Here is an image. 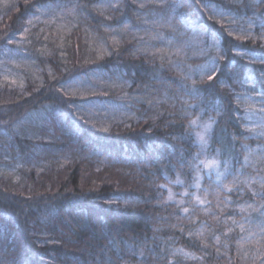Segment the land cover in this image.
I'll return each mask as SVG.
<instances>
[{"label": "trees", "instance_id": "trees-1", "mask_svg": "<svg viewBox=\"0 0 264 264\" xmlns=\"http://www.w3.org/2000/svg\"><path fill=\"white\" fill-rule=\"evenodd\" d=\"M156 3L146 0L141 9L140 0H122L118 11L108 0L1 5L0 59L10 49L19 52L40 68L41 77H25L21 85L0 82V165L20 166L18 178L0 174V264H261L263 256L242 252L241 230L230 222L242 218L236 207L243 203L264 206V198L253 195L264 191V175L245 161L264 138L247 128L241 100L264 92V0H167L166 11ZM77 4L84 7L71 23L68 18L64 26L54 25L48 14L59 13L57 5L67 12ZM41 5L51 10L41 14ZM155 15L172 19L177 39L196 36L201 55L190 63L209 60L213 68L215 59V82L206 79L211 72L203 83L193 77L198 97L181 86L192 83L181 69L167 60L162 67L158 55L136 47V37L110 40L109 28L140 27ZM37 17L50 23L33 28L29 20ZM85 31L97 35L111 55L90 52ZM52 36L61 37L59 47L44 44ZM87 70L122 80L121 90L133 95L125 101L138 116L104 127L86 118L77 108L82 98L61 82ZM39 110L46 127L40 137L26 134L22 121ZM198 117L201 124L217 120L203 151L195 136L199 127L189 126ZM198 153L199 160L216 159L219 166L207 171L201 165L197 181ZM43 160L49 165L38 168ZM225 161L230 174L222 184L232 191L218 187L216 179ZM179 247L197 258L173 255Z\"/></svg>", "mask_w": 264, "mask_h": 264}, {"label": "rangeland", "instance_id": "rangeland-1", "mask_svg": "<svg viewBox=\"0 0 264 264\" xmlns=\"http://www.w3.org/2000/svg\"><path fill=\"white\" fill-rule=\"evenodd\" d=\"M6 1L7 0H0V7ZM145 1L146 0H140L139 5L144 4ZM50 10L51 9L46 10V14ZM58 12L59 13L50 12L48 15L52 17L54 25H58L60 27L65 25V20L68 18H70L71 23V19L76 14H71L69 10L67 12H61V10H58ZM62 13H64V15H61ZM40 21L42 22V28L45 27V24L50 23L47 20L43 21V19L36 18L34 22L31 23L32 27L34 28L36 26V28H40L39 24L41 23H38ZM145 21H147V23ZM153 21H158V23L153 24ZM52 29L53 25L48 28L50 31ZM112 29H115L116 31H109V35L111 37L110 40L116 41L121 38V36L136 37V47L139 50L149 52H154L157 49L162 50L161 54L167 57L164 60L170 62L175 68L181 69L184 75H187L190 70L198 72L200 68H210L211 63L209 60H205L203 63L196 65H193L189 61L190 58H196L201 55L200 52L202 47L199 45V41L196 36L189 33H182L181 39H177L173 35L175 30L167 27L166 22L160 20L157 15H155V17L152 16L149 20H144L140 27H132L129 24H122ZM84 35L90 52L101 54L105 51L106 45L97 40V35L91 32L87 33L86 31ZM99 38L100 36H98V39ZM60 40L61 37L52 36L51 39H48L49 42L45 40L44 44L48 48L59 47L61 42ZM175 49L181 50L179 55H177ZM11 50L12 49L6 52L0 59V82L7 81L16 85H21L25 77H41L39 74L40 68L37 67L35 63L23 60L24 56H22L21 53H13ZM158 57L160 58V55H158ZM61 84L73 95L82 98V100L78 101L79 106L77 108L83 113V115L92 122L98 123L103 127L111 121L125 120L138 116L130 109V104L125 101V96L128 95L131 97L133 95L132 93L130 94L121 90L124 83L120 79L112 80L101 76L96 71L87 70L68 75L67 78L61 82ZM100 91L116 95V97L110 100L107 98H98V93ZM89 94L93 95L89 96ZM245 97H248L249 99H245ZM241 100L244 106V117L246 119L247 128L252 129L256 135L264 138V113L260 111L261 108H264V98L243 94L241 96ZM43 114L44 112L42 110L32 113V117H27L24 121H22L20 126L21 129L26 132V134L31 133L36 137H40V129L46 127V122L41 119ZM32 131L35 133H32ZM56 161L62 162L64 159H54V162ZM247 162L251 163L254 168L260 169V174L264 175V145L259 146L258 149L256 148L247 152ZM49 163V161L47 162L43 160L39 162L37 167L41 168L49 165ZM18 168H20L18 163L12 165H0V174H7L18 178ZM205 169H207V171L209 170V168ZM262 175H259L260 180H262ZM184 193L185 191L183 194ZM248 204L253 205L258 210L241 212L239 206H237L236 213L238 214L241 212L243 216L240 219L232 218L230 225L240 231V227L238 225L240 223H244L245 231H240L241 238L239 242L242 252L251 258H254L257 254L264 257V255H262V253H264V240H261L258 244L257 237L255 236L251 239H246L249 236V230L253 232L257 231L255 225L264 221V216H261L259 211L261 208L260 206L262 205H255L253 203H243L242 205ZM233 221H236L237 223L234 224ZM178 249L182 248L179 247L176 250ZM184 252L190 253L187 250H184ZM262 262H264V258L262 259L261 264Z\"/></svg>", "mask_w": 264, "mask_h": 264}, {"label": "snow or ice", "instance_id": "snow-or-ice-1", "mask_svg": "<svg viewBox=\"0 0 264 264\" xmlns=\"http://www.w3.org/2000/svg\"><path fill=\"white\" fill-rule=\"evenodd\" d=\"M195 3L199 4L200 3V0H194ZM122 3V0H116V3L113 4L111 2V0H108V6L113 10V11H118L120 10V4ZM58 8H60L61 12L64 11V7L66 6H61V5H57ZM84 6H80V5H74L72 8L69 9V12L71 14H75L77 12V9L78 8H83ZM94 7L96 8H99L100 6L97 4V5H94ZM155 7L161 9L162 11H166L169 7L168 3H167V0H157V3L155 4ZM51 8L50 5H41V7L39 9H37L38 12H40L41 14H44V12L46 10H49ZM140 8L143 9L144 8V4H141L140 5ZM38 19V17H37ZM107 19V18H106ZM209 19H211V17H209ZM31 20H29V24H31ZM147 23V21H145ZM185 23H190V21H184ZM158 23V21H153V24H156ZM166 26L169 27V28H172L173 30H175V26L174 24L172 23V19H168L166 21ZM127 27V26H125ZM28 29L25 28V31H27ZM109 31H116L115 29H108ZM229 35H232L231 33H229ZM246 38V37H244ZM261 39H264V32L261 33ZM9 43H11V41H9ZM177 55H179L180 53V49H175ZM162 53V50H155L152 55L153 57L157 56V55H160V59H161V66L163 67V61L164 59H166L167 57ZM104 54H108V55H111V53L107 52V50L105 49V52ZM220 59L222 60L223 57H220ZM212 64H213V68H215V64H216V61L215 59L212 61ZM213 68H209V67H203V68H200L198 72H196L195 70H190L189 73L183 77L184 81H187V80H191V87H189V85L187 83H183L181 86L188 92L189 95L191 96H194V97H198L200 92H199V89L196 87V84H197V81L193 78L195 75H199L200 76V81L203 83L204 80H205V75L208 73V72H211L210 75H206V79L208 82H215V77H216V73L217 71H219L218 68H215V70H213ZM262 97H264V92H261L260 94ZM245 99H249L248 97H245ZM237 100L239 101V97H237ZM198 106V105H197ZM191 107V106H190ZM260 111L262 113H264V108H261ZM217 115H220V112L219 110L217 111ZM217 124V120L213 117H209L208 121L206 122H203V124H201L200 122V119L199 117L196 119V120H192L189 122V126L190 127H199V131L195 132V136H196V139H197V143L200 145L201 147V150L203 151L207 144H208V140L211 138V133H212V129H213V125ZM250 131L252 129H249ZM104 131H108L107 128L104 129ZM233 139H235L233 137ZM246 147V146H244ZM218 153H219V150H217ZM199 153L197 154L196 157H194V160H196V164L194 165V167L197 169V181L199 180V169H200V166L202 165L204 168H212V167H217L219 166V161H217L216 159H212V160H207V161H201L199 160ZM245 161L247 162V157H245ZM228 162L225 161V172L224 173H219L217 172V182H218V187L224 189L225 191H232L233 189L232 188H229L228 186H225L222 184V179L224 176L230 174L228 172ZM234 183L238 182L237 181V178L234 177ZM176 183H180L179 180L176 181ZM262 184H264V181H262ZM161 188L163 187H166V185H161L160 186ZM195 187L199 188V183H197L195 185ZM253 195L254 196H261L262 198H264V191L262 192H253ZM173 197H172V194H171V191L169 190V196H168V200H171ZM197 202L200 203V204H203L205 203V201L203 200H200L198 197L196 198ZM108 203H116L115 201H109ZM127 203V202H126ZM180 203H183V201H181ZM239 209L241 212H245V211H257L258 209L255 208L253 205L251 204H248V205H240L239 206ZM183 211L185 213H187L189 210L187 208H184ZM260 211V215L261 216H264V206H261V208L259 209ZM234 224H236L237 222L236 221H233ZM240 227V230L241 232H244L245 231V227H244V223H240L238 225ZM257 231L253 232L251 230H249V236L246 238V239H251L253 236L257 237V243L259 244L261 242V240H264V221L258 223L255 225ZM229 231H231V229H229ZM202 234L201 233H198V235ZM191 235V233L189 234ZM217 242H219V237L216 238ZM177 253L179 254H182L186 259H195L197 257L193 256V254L191 253H187V252H184L183 249H178L176 250L175 252H173V255H176ZM262 255H264V253H262ZM118 258L119 255H118ZM258 258V257H257ZM262 264H264V262H262Z\"/></svg>", "mask_w": 264, "mask_h": 264}]
</instances>
